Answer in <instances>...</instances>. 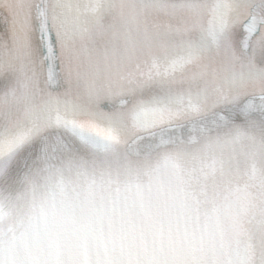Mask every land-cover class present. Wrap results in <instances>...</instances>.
Returning a JSON list of instances; mask_svg holds the SVG:
<instances>
[{"label":"snow or ice","instance_id":"1","mask_svg":"<svg viewBox=\"0 0 264 264\" xmlns=\"http://www.w3.org/2000/svg\"><path fill=\"white\" fill-rule=\"evenodd\" d=\"M0 264H264V0H0Z\"/></svg>","mask_w":264,"mask_h":264}]
</instances>
